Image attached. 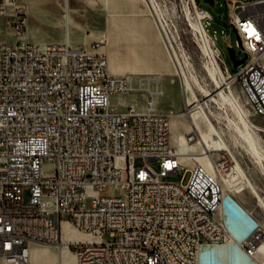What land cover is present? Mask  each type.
<instances>
[{
  "label": "built area",
  "instance_id": "2783aa9c",
  "mask_svg": "<svg viewBox=\"0 0 264 264\" xmlns=\"http://www.w3.org/2000/svg\"><path fill=\"white\" fill-rule=\"evenodd\" d=\"M27 2L0 0L7 39L18 38L0 37V264H29L31 244H61L66 223L94 237L70 233L77 264H201L205 244L230 238L222 209L239 201L225 189L229 163L182 155L170 113L156 108L159 87L113 74L106 38L91 47L32 42ZM226 3L248 54L234 79L264 115V0ZM138 88L147 94L143 110L112 100ZM181 169L191 170L188 182L164 179ZM248 216L251 224H239L249 233L238 264H264V225Z\"/></svg>",
  "mask_w": 264,
  "mask_h": 264
},
{
  "label": "bare ground",
  "instance_id": "6f19581e",
  "mask_svg": "<svg viewBox=\"0 0 264 264\" xmlns=\"http://www.w3.org/2000/svg\"><path fill=\"white\" fill-rule=\"evenodd\" d=\"M147 1L155 15L175 70L180 76L187 104V108L184 111L189 118L187 130L179 132L175 126V120L172 121V132L174 133V142H172H177L181 146L184 157L201 158L204 160L201 163H213L215 160L214 150H224L234 159L237 157L236 149L239 147L248 152L256 162L264 165V144L256 131L257 128L264 129V127L253 121L238 91L231 85L232 80H228L224 73L219 56L212 47L211 38L204 25L203 19L205 18L207 21L209 18H206L202 11L198 10V18L192 23L193 28L196 30L194 32V42H197L202 53L209 57L206 62H199L192 53L182 47L181 42L178 41V35L171 34L169 29L159 20L154 8L155 0ZM254 4L257 8H260L259 4ZM247 6H249L247 8L251 7V5ZM248 30L251 35L257 32L252 22L248 23ZM208 80L213 82L215 89L208 85ZM158 90V95L163 93L160 88ZM213 103L216 104L218 110L214 111L212 109ZM170 115L172 117L179 116V113L171 111ZM222 122H224V126L220 124ZM193 131L197 132L199 140H189L187 135H190ZM199 141L203 146L197 145ZM244 171L242 172L245 173ZM246 178L248 179L249 177L246 176ZM242 189L244 188H239V190ZM258 192L256 191L257 195H259ZM259 205L264 206V198L261 195L259 196ZM222 215L226 221L232 242L205 244L201 250V264H238L239 259L244 255L242 248L246 242L249 230L247 228L242 229L239 224L241 222L245 224L252 223V219L248 216V210L239 203L230 202L226 203V206L222 209ZM82 233L87 237L79 240L94 239L90 234ZM55 245L58 249H53L50 245L41 247L42 255L60 259L63 256H70L67 250V248H70L69 240L64 238L61 245ZM259 248L263 250L264 243Z\"/></svg>",
  "mask_w": 264,
  "mask_h": 264
},
{
  "label": "rangeland",
  "instance_id": "374dc122",
  "mask_svg": "<svg viewBox=\"0 0 264 264\" xmlns=\"http://www.w3.org/2000/svg\"><path fill=\"white\" fill-rule=\"evenodd\" d=\"M193 1V2H192ZM142 4L146 12L153 19L156 24V28L159 31V26L155 19V15L149 6L147 0H142ZM200 5L206 7L214 16V19L210 18L206 21L204 18V25L209 33V36L212 41V47L215 53L219 56V61L221 67L228 77V80L231 81V85L233 88L238 91V94L241 97V100L245 106V108L250 112L251 118L260 126L264 127V115L255 113L252 105L247 99L246 94L244 93L240 81L234 79V72H236L239 67L234 66V59L231 56L230 48H234L236 50V58H242L243 54L238 53L240 49V39L237 34V31L228 24V7L226 0H215V5H212L209 2H205L204 0H198ZM197 1L196 3L199 4ZM154 8L156 10L157 16L162 24L169 29L171 34L178 35V41L181 42L182 47H184L188 52L192 53L197 61L206 62L209 60L208 56L204 55L199 48V45L195 41V33L196 30L193 28V21L198 18V9L195 6L194 0H155ZM31 23L35 24L37 21L35 18L31 19ZM192 24V25H191ZM194 35V36H193ZM0 37L3 41H9L10 43H14L17 41V36L13 33L8 36L7 39V28L5 26V20H3L0 25ZM193 39V40H192ZM177 43V42H176ZM105 45V44H104ZM184 45V46H183ZM104 49V48H103ZM200 49V50H199ZM171 58V57H170ZM172 70L169 73L162 75H147V74H129L131 75L137 86H139L141 80H143V86L146 87L148 84L152 88L159 87L163 93L157 96V108L163 112H171L174 111L179 113V116H171V137L174 142V133L172 132V121L175 120V126L179 132H185L187 130V114L184 112L187 108V104L185 102V94L183 92V85L180 79L179 74L175 70L174 63L171 59ZM210 83V84H209ZM208 85L215 89V85L211 80H208ZM214 85V86H213ZM145 88L135 89L133 92L120 95L115 94L112 97V100L116 102L121 109H125L129 104H135L139 110H143L146 105L147 94L145 92ZM212 109L214 111L218 110L215 103L212 105ZM224 126V122L220 123ZM262 143L264 144V129H256ZM187 137H191L193 140L198 139L197 132L193 131ZM190 140V139H189ZM175 144V143H173ZM198 146H203V144L199 141ZM214 158L215 160H227L229 163V171L227 170L224 173L225 180V189L227 192L233 194L235 198L239 201L241 205L248 209V211L258 220H260L264 225V206L259 205V196L261 195L264 198V165L256 162L253 157L246 152L242 148L236 149V158H232V156L224 150H214ZM232 158V159H231ZM237 159V160H236ZM194 162H204L203 159L194 157ZM136 164L138 166L144 164V160L142 157L136 158ZM152 165L155 168L159 167L158 162L153 161ZM245 170L243 173L242 171ZM191 170L181 169L176 174H170L164 176L166 180H174V181H183L188 182L191 177ZM248 174V175H247ZM234 175V176H233ZM249 177L248 179L246 178ZM251 178V179H250ZM250 179V181H249ZM248 180V182H247ZM252 182V183H250ZM254 187H252V186ZM256 187V188H255ZM239 188H244L239 190ZM257 189V190H256ZM256 191L259 195L256 194ZM25 201L29 200V189H25L24 195ZM64 218H68L67 214L63 215ZM75 229V228H74ZM77 230V229H75ZM79 231V230H77ZM83 231H79L80 236L84 239L87 237ZM106 239H113L109 232L104 234ZM229 242H232V239H228ZM264 243V242H263ZM42 245H50L52 248L58 249L55 244H42ZM71 248V247H70ZM72 249V248H71ZM71 255V262L74 263L75 255L74 250L67 249ZM258 255L264 260V249L258 248ZM35 264H58L55 262L49 261L42 262L39 261Z\"/></svg>",
  "mask_w": 264,
  "mask_h": 264
},
{
  "label": "crops",
  "instance_id": "0c3cea01",
  "mask_svg": "<svg viewBox=\"0 0 264 264\" xmlns=\"http://www.w3.org/2000/svg\"><path fill=\"white\" fill-rule=\"evenodd\" d=\"M141 1L28 0L29 39L37 43L68 42L73 47H91L95 41L106 38L103 48L109 55L113 74L165 75L172 70L171 58L160 29L157 30ZM32 18L36 25L31 23ZM3 20L5 16L0 17V25ZM70 233L84 239L66 224L65 240L70 239ZM43 246L31 244L29 264L39 261L76 264V255L74 263L71 255L61 259L44 257Z\"/></svg>",
  "mask_w": 264,
  "mask_h": 264
},
{
  "label": "water",
  "instance_id": "95a60500",
  "mask_svg": "<svg viewBox=\"0 0 264 264\" xmlns=\"http://www.w3.org/2000/svg\"><path fill=\"white\" fill-rule=\"evenodd\" d=\"M205 2H209L211 3L212 5H215V0H204ZM235 31H236V28L234 27ZM241 47H242V44L240 43ZM230 52H231V56L232 58L234 59V66L235 67H238L241 63H243L247 58H248V54L245 52L244 53V57L242 58H239L237 59L236 58V50L234 48H230ZM238 53H242V50L240 49L238 51ZM61 245V244H60Z\"/></svg>",
  "mask_w": 264,
  "mask_h": 264
},
{
  "label": "trees",
  "instance_id": "16d2710c",
  "mask_svg": "<svg viewBox=\"0 0 264 264\" xmlns=\"http://www.w3.org/2000/svg\"><path fill=\"white\" fill-rule=\"evenodd\" d=\"M198 2V0H196ZM199 3V2H198ZM200 4V3H199ZM203 6V5H202Z\"/></svg>",
  "mask_w": 264,
  "mask_h": 264
}]
</instances>
